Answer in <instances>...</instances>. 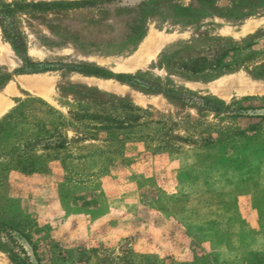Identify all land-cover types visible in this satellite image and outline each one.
<instances>
[{
    "label": "rangeland",
    "instance_id": "374dc122",
    "mask_svg": "<svg viewBox=\"0 0 264 264\" xmlns=\"http://www.w3.org/2000/svg\"><path fill=\"white\" fill-rule=\"evenodd\" d=\"M0 264H264V0H0Z\"/></svg>",
    "mask_w": 264,
    "mask_h": 264
},
{
    "label": "crops",
    "instance_id": "0c3cea01",
    "mask_svg": "<svg viewBox=\"0 0 264 264\" xmlns=\"http://www.w3.org/2000/svg\"><path fill=\"white\" fill-rule=\"evenodd\" d=\"M216 212H218V213H216L218 215L221 212V208H218ZM246 234L249 235V232H247Z\"/></svg>",
    "mask_w": 264,
    "mask_h": 264
}]
</instances>
